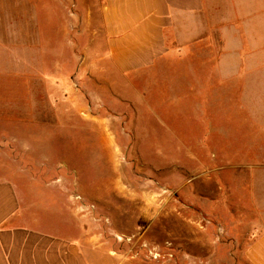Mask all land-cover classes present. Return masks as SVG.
Masks as SVG:
<instances>
[{"label":"rangeland","instance_id":"obj_1","mask_svg":"<svg viewBox=\"0 0 264 264\" xmlns=\"http://www.w3.org/2000/svg\"><path fill=\"white\" fill-rule=\"evenodd\" d=\"M79 1L96 2L19 1L15 19H0V177L28 193L65 192L81 226H95L115 257L161 264L141 245L168 242L175 260L165 264H206L205 209L224 191L233 198L264 163V0H243L253 19H210L187 66L89 92L74 80L72 52L75 37L87 44L100 21L75 19ZM1 2L10 14V0ZM26 48L32 72L13 54ZM58 62L66 79L50 85ZM75 194L101 220L82 217Z\"/></svg>","mask_w":264,"mask_h":264},{"label":"crops","instance_id":"obj_2","mask_svg":"<svg viewBox=\"0 0 264 264\" xmlns=\"http://www.w3.org/2000/svg\"><path fill=\"white\" fill-rule=\"evenodd\" d=\"M19 1L32 3L8 0L6 10L10 9V14L4 16L0 0V19H15L12 12ZM78 3L75 19H84L85 23L86 19L100 21L99 33L93 30L87 44L82 45L80 37H75L76 50L72 52L74 80L88 92L93 87H118L120 77L142 79L144 73L154 74L164 65L187 66L194 56V40L198 32L208 31L210 19H253L251 2L243 4V0H96L89 6ZM83 32L79 30L77 36ZM98 37L101 44L94 49L93 42ZM27 49L26 54L16 49L13 54L21 60L25 55L32 72L33 51ZM57 66V79L45 78L50 85L60 86L66 79L60 74L63 64L58 62ZM102 102L107 110L112 109L113 101ZM91 103L93 100H88L89 106ZM254 167L258 169L243 181L239 193L230 198V193L224 191L226 194L205 209L212 220L202 232L206 238L202 244L204 263L264 264V163ZM69 199L59 189L28 193L18 181L0 177V264H138L112 255L110 244L99 239L95 226L83 228Z\"/></svg>","mask_w":264,"mask_h":264},{"label":"built area","instance_id":"obj_3","mask_svg":"<svg viewBox=\"0 0 264 264\" xmlns=\"http://www.w3.org/2000/svg\"><path fill=\"white\" fill-rule=\"evenodd\" d=\"M72 7H75L74 4H72ZM72 200L75 204V207L78 211L79 214H81L82 217H86L93 222H97L101 220L97 215H96V209L93 204L86 203L84 199L78 195L75 194L72 196ZM206 223H209V220L203 219ZM108 220L105 219V222ZM129 240V239H128ZM141 247L146 251L147 257L151 259L152 261L165 264L168 262H173L174 259V254L171 248V244L166 242L164 245L165 249H161L158 246H148L147 244L143 243Z\"/></svg>","mask_w":264,"mask_h":264}]
</instances>
